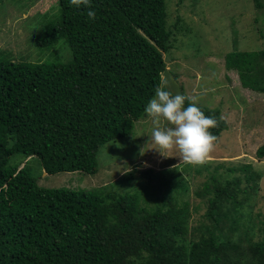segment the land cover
Instances as JSON below:
<instances>
[{
  "label": "trees",
  "instance_id": "1",
  "mask_svg": "<svg viewBox=\"0 0 264 264\" xmlns=\"http://www.w3.org/2000/svg\"><path fill=\"white\" fill-rule=\"evenodd\" d=\"M92 7L94 21L87 9L58 0L35 41L51 59L41 60L45 51L33 61L0 57V264H264V220H254L250 196L239 197L250 192L239 176L205 185V220L192 225L181 196L188 187L177 180L170 194L166 169L142 171L145 196L50 188L32 174L35 158L48 174L96 173L101 146L131 134L155 88L167 90L164 52L178 31L191 29L181 17L169 22L167 0H93ZM225 64L244 87L264 93V48L229 52ZM198 106L216 119L217 140L228 122L220 109ZM256 155L264 157V143ZM251 167L236 169L251 180ZM163 186L165 196L151 204L150 189Z\"/></svg>",
  "mask_w": 264,
  "mask_h": 264
},
{
  "label": "rangeland",
  "instance_id": "2",
  "mask_svg": "<svg viewBox=\"0 0 264 264\" xmlns=\"http://www.w3.org/2000/svg\"><path fill=\"white\" fill-rule=\"evenodd\" d=\"M260 1L262 6L258 7L254 0H167L169 22L175 23L181 17L185 24H180L191 27L186 35L185 30L178 31L174 47L164 52L167 68L178 75L183 93L195 97L198 105L220 109L228 122V128L215 140L203 163L183 161L176 148L167 151L169 156L161 155L154 148L157 145L149 141L148 134L154 125L145 113L135 122L131 134L101 146L96 173L48 174L35 158L29 164L39 183L50 188L100 187L117 194L145 196L142 181L148 180L142 171L166 169L165 176L172 182L168 185L170 194L175 195L173 191L179 182L188 187L181 196L191 204L194 225L205 220L209 207L205 185H212L214 177L224 183L225 179L239 176L242 186H248L252 194L239 197L250 196L254 220H264V157L256 155L257 148L264 143V93L244 87L239 73L225 64L229 52L264 48V0ZM57 12L58 0H0V57L33 61L45 51L41 60L51 59L50 49L41 51L35 41L43 34L45 22L55 18ZM64 50V56H72L71 51L69 54ZM59 56L60 51L54 52L53 60ZM244 164H251V171L257 172L254 179L247 180L249 172L236 169ZM173 166H177V171L169 172ZM130 172L135 178L127 180ZM151 190L156 193L147 197L153 204L157 197L165 196L167 187ZM260 234L257 228L256 235Z\"/></svg>",
  "mask_w": 264,
  "mask_h": 264
},
{
  "label": "clouds",
  "instance_id": "3",
  "mask_svg": "<svg viewBox=\"0 0 264 264\" xmlns=\"http://www.w3.org/2000/svg\"><path fill=\"white\" fill-rule=\"evenodd\" d=\"M69 2L76 8L87 9L86 15L90 20L96 19L93 0ZM186 99L190 103L185 107ZM195 100V97H185L183 92L176 93L171 88H155L144 111L154 125L148 134L149 141L157 145L154 148L161 155L169 156L167 151L176 148L183 161L196 164L203 163L213 149L216 136L210 129L216 126L217 121L212 116H206Z\"/></svg>",
  "mask_w": 264,
  "mask_h": 264
},
{
  "label": "water",
  "instance_id": "4",
  "mask_svg": "<svg viewBox=\"0 0 264 264\" xmlns=\"http://www.w3.org/2000/svg\"><path fill=\"white\" fill-rule=\"evenodd\" d=\"M163 77L165 79V85L168 88H171L173 92L180 93L182 92V87L179 80L175 77V75L167 68L164 73Z\"/></svg>",
  "mask_w": 264,
  "mask_h": 264
}]
</instances>
